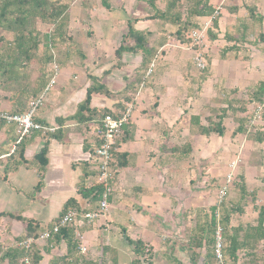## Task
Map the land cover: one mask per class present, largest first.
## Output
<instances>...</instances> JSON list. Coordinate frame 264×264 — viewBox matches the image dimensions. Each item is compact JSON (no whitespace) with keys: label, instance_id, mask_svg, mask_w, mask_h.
Returning a JSON list of instances; mask_svg holds the SVG:
<instances>
[{"label":"crops","instance_id":"0c3cea01","mask_svg":"<svg viewBox=\"0 0 264 264\" xmlns=\"http://www.w3.org/2000/svg\"><path fill=\"white\" fill-rule=\"evenodd\" d=\"M95 1L99 3L72 0L71 46L63 57L59 53L58 89L45 95L36 112L37 122L57 129L33 132L10 155L16 140L14 127L5 125L0 131V264H7L2 257L24 236L27 221L37 226L38 236L56 222L69 199L88 204L78 190L97 181L94 147L100 120L79 123L73 116L86 97L91 77L107 89L91 95V109L118 114L131 106L115 150L124 155L125 165L114 170L110 209L88 228L75 231L78 246L67 262L62 260L65 241L50 239L34 244L33 252L41 258L38 264H75L76 258L109 264L114 256L117 264H131L135 256L124 233L144 243L149 263L142 264H217L210 243L209 210L217 207V191L226 183L229 162L237 157L241 159L233 170V182L220 203L224 214L229 212L223 252L231 238L233 244L244 238V247L236 252L237 259L224 254V264H264V221L258 225L257 219L259 208L264 207V121L259 118L247 129L254 132L250 139L247 133L233 135L237 119L247 118L250 105L254 111L257 105L245 104V112L228 110L222 136L200 134L190 121L192 116L199 117L203 126L207 117L216 121L227 109V101L238 108L235 101L248 100V92L264 82V0L210 1L213 8L215 3L221 6L216 27L209 31L215 38L201 49L203 54L207 50L205 71L194 64L198 51L172 35L175 26L149 19L154 14L149 0H108L109 9ZM164 2L156 0L154 7L163 9ZM76 21L81 23L78 31ZM128 23L146 33L147 47L154 52L148 64L143 65L139 52L115 57L121 44L133 45L125 37ZM77 50L83 68L76 66ZM152 60L155 67L145 78ZM258 133L261 142L255 141ZM45 145L47 164L42 170L34 156ZM89 208L94 211L97 204ZM107 220L116 221V226L106 225ZM80 246L85 253H80Z\"/></svg>","mask_w":264,"mask_h":264},{"label":"trees","instance_id":"16d2710c","mask_svg":"<svg viewBox=\"0 0 264 264\" xmlns=\"http://www.w3.org/2000/svg\"><path fill=\"white\" fill-rule=\"evenodd\" d=\"M99 4L105 8L109 9L108 0H98ZM211 0H167L163 9L155 8L154 4L156 0H149V4L153 7L154 14L149 16V19H159L170 23L175 26L174 36L177 40L182 43H190L186 33L188 30L198 28V23L195 21L197 17H209L212 15L214 8L210 4ZM72 0H0V31L6 32L12 35V40H7L4 36H0V75L6 77L7 80H12L15 77L16 71L22 68L23 65L29 63L34 57L38 50L39 45L45 48L44 52V64L51 62V54L49 52L56 42L61 44L67 41L66 28H68V13ZM185 8L182 7L185 4ZM217 17L212 22V27H216ZM42 23L51 25L52 29L48 33H40L36 24ZM128 30L125 37H129L133 41L132 46H126L121 44L114 52L115 57L118 59L124 52H139L142 55L143 65L148 64L152 59L154 52L147 47V36L144 32H139L134 30L132 24L128 23ZM207 32L210 39H214L215 36L210 35ZM41 36V40L39 39ZM57 65V64H56ZM92 83L87 89L86 97L78 105L77 112L73 116V119L77 120L79 123L89 122L93 119L101 120L105 114H112L109 110H102L97 112L90 108V99L93 93H107V89L103 85L98 83L95 78H90ZM46 82L40 85L39 90L43 89ZM241 104L238 108L231 106V102L227 101L228 107L226 110H221V114L216 116L217 120L214 121L211 117L206 118V125L200 124V118L197 116H192L190 118L191 124L195 125L200 134L210 135L211 133L222 136L224 134L223 120L227 117V111L232 110L233 112H245V104L254 103L256 105H261L260 119L264 121V82L257 84L255 88L248 92V100L244 103L241 101H235ZM18 113V112H12ZM248 118L237 119L238 125L233 135L235 134H246L248 132ZM5 126L3 121H0V131ZM248 127V128H247ZM261 134H257L255 141L261 142ZM117 141L115 143V148ZM19 148H22L20 145ZM18 148V149H19ZM20 150V149H19ZM46 145L34 156V161L43 170L47 164L46 160ZM23 151L19 152L20 157ZM123 156L116 151H113V160L115 161L116 167H123L125 163L123 162ZM21 161L23 158H20ZM112 168V167H111ZM104 192V185L96 183L93 186L86 189H79L78 193L81 198L88 199V204L86 206H81L77 203L75 199H69L63 206L61 215H63L69 209H75L81 213L90 211L89 206L98 202L102 193ZM218 207H211L210 222L208 225L209 234L211 235L210 243L213 245V234L215 229V212ZM221 213L220 223L224 229L225 224L228 221V213L224 214V210L221 209V204L219 209ZM223 213V214H222ZM60 215V216H61ZM258 225L262 224L264 221V207L259 208L258 213ZM77 228L73 226L62 227L57 234L51 239L54 243L60 241H65L67 246L66 255L62 258L64 262H67L68 257H71V252L77 249V238L75 237V231ZM79 231V230H78ZM83 231V230H81ZM37 226L31 221H27L25 234L20 237L17 242L23 241L27 238L37 237ZM128 245L132 247V252L135 258L131 261V264H142L149 263L147 260L148 250L146 249L144 243L140 239H131L125 233L123 234ZM244 238L242 242L233 244L231 238V244L224 250V254H228L232 259H237L236 252L238 249L244 247ZM26 255L31 256V264H38L40 261V256L36 253H32L31 250H25L22 247L14 246L3 255V260H7V264H23V258ZM75 264H99L98 262H90L82 258L75 259ZM104 264V262H102ZM109 264H117L115 256L111 259Z\"/></svg>","mask_w":264,"mask_h":264},{"label":"built area","instance_id":"2783aa9c","mask_svg":"<svg viewBox=\"0 0 264 264\" xmlns=\"http://www.w3.org/2000/svg\"><path fill=\"white\" fill-rule=\"evenodd\" d=\"M220 5L218 4L206 21H204L203 26L196 28L191 31V46L197 50V54L194 57V64L198 70H203L206 67L205 58L203 57V52L201 49L204 46L202 41L206 38L207 31L212 27L213 20L218 17L220 11ZM155 67V60H152L146 70L145 78L149 77ZM58 66L54 63L52 66L51 77L46 84L44 90L36 98L30 100L27 104V108L23 112L12 113L8 111H0V121H3L5 125H12L14 127V132L16 135V140L12 145L10 154L15 151L16 146L26 137L30 136L33 132H39L41 134L53 133L57 127L55 126H45L36 121V112L43 105L44 98L48 90L56 83L58 77ZM261 105H257L250 121V125H253L255 120L260 118ZM131 113V106H128L123 112L118 114H105L99 123L96 134L99 139L98 144L94 147L95 157H96V183L104 185V192L102 193L100 200L98 202L97 208L94 211H87L81 213L75 209L67 210L63 215L54 222L49 229L41 232L36 238H27L23 241L17 242L16 246L22 247L25 250H30L32 246L39 241H47L53 238L55 234L59 232L62 227L67 226H81L85 222L86 225L103 216L109 208V195L111 192V183L113 179L111 162L113 160V151L115 152V143L122 133L123 127L127 124ZM2 157H5L2 156ZM240 162L239 157L232 160L229 164V172L225 176V185H223L217 194L218 202L217 207L222 202L223 198L227 192V185L231 182L233 176V170L236 165ZM215 218L217 223L215 225L213 234V245L212 254L214 260L217 264H224V243H223V227L218 222L220 219V213L218 209L215 212ZM80 253H85L86 249L83 246L79 248ZM23 264H31L30 255H26L23 258Z\"/></svg>","mask_w":264,"mask_h":264},{"label":"rangeland","instance_id":"374dc122","mask_svg":"<svg viewBox=\"0 0 264 264\" xmlns=\"http://www.w3.org/2000/svg\"><path fill=\"white\" fill-rule=\"evenodd\" d=\"M164 1H167V0H164ZM164 3H166V2H164ZM95 4L97 6H99V3L97 1H95ZM215 4H216L215 6H217L218 4L220 5V2L219 3H215ZM203 24L204 23L202 21H199L197 27L200 28V26H203ZM75 25L76 26H75L74 30L78 31V29L81 28V23L76 21ZM36 26H37L39 32L42 33V34L48 33L52 29L51 25L42 24V23H37ZM208 30H210V28ZM66 31H67L66 33H68L69 29L66 28ZM191 31H192V29L188 30L186 35H185L186 37L188 36L190 42L192 40ZM172 35H174V33ZM0 36H4V38L7 39V40H12V35L9 34V33L0 31ZM205 37L206 38L202 39L204 44H206V42L209 41L208 34ZM67 38L68 39H67V41L65 43L59 44V43L56 42V45H53L50 48L49 52H50L51 58H52L50 63L44 64L45 48L42 45H39L38 50L35 53V57L29 63L23 65L22 68L17 69L15 77H13L12 80H7L6 77H2L0 75V110L8 111V112H14V111L15 112H23V111L26 110L28 102L30 100L36 98L38 95H40V93L44 90L45 86L43 87V89L41 91L39 90V87L43 83V81L46 82V84L48 83V81H49V79L51 77V74H52V66H53V64L55 63V64H57V66L59 68L61 67V64H60L61 63V61H60L61 58H60L59 53H61V57H63L65 55V53L69 52V48H70L71 45H69L68 43L70 42L71 37H69V35H67ZM39 39L40 40L42 39L41 36H40ZM206 53H207V50L203 54V57L205 58V62L207 63V61H206V57H207ZM77 54L78 55L75 58L76 66L80 67V68H83V57H81L79 55L80 53H79L78 50H77ZM206 67H205V69H206ZM205 69H203L202 71H205ZM57 80H58V77H57ZM58 85L59 84L56 83L55 85L51 86V88L46 93V98H47V96H50L56 89H58ZM246 101H247L246 99H241V102L245 103ZM240 106H241V104H240ZM249 108H250V110L248 111V113L246 115V116H248L247 117L248 120L250 119L249 116H251V114L254 113V110L251 109V105H250ZM255 108H256V106H255ZM216 113H218V112L215 111L214 114H212V116L216 115ZM248 127H252L250 125V123H248ZM252 136H254V132L252 131V129H249V131L247 132L245 137L247 139H250V138H252ZM242 141H244V139H242ZM235 159L236 158H234V160ZM115 164L116 163L114 161L112 163V165H111V167H112L111 168L112 169V175H114V170L116 169ZM226 175H227V173L225 174V176ZM218 191H217V194H218ZM33 193H34V191L31 190L30 194L32 195ZM108 202H109V199H108ZM223 202H224V200H223ZM114 211H116V209ZM105 222H106L105 223L106 225L107 224H110V225L113 224V225L116 226V221L111 222V221L107 220ZM105 224L101 225L100 231L103 230V228H105V226H104ZM73 227L77 228V230H84V229L88 228L87 225H82L81 228L76 227V226H73ZM112 230H114V229L112 228ZM115 231L117 232V230H115ZM34 247H36V245L32 246V251H31L32 253H34L33 252L34 251V249H33Z\"/></svg>","mask_w":264,"mask_h":264}]
</instances>
